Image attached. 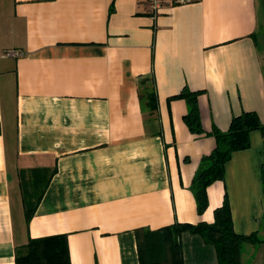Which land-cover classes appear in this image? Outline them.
Wrapping results in <instances>:
<instances>
[{"label": "crops", "instance_id": "0c3cea01", "mask_svg": "<svg viewBox=\"0 0 264 264\" xmlns=\"http://www.w3.org/2000/svg\"><path fill=\"white\" fill-rule=\"evenodd\" d=\"M263 33L261 0H166L157 16L147 0H0V264L57 235L71 264H219L202 236L167 230L213 223L225 196L235 232L259 239L242 264H264V135L233 154L202 215L191 189L213 128L243 112L264 124ZM23 181L45 190L29 222Z\"/></svg>", "mask_w": 264, "mask_h": 264}, {"label": "trees", "instance_id": "16d2710c", "mask_svg": "<svg viewBox=\"0 0 264 264\" xmlns=\"http://www.w3.org/2000/svg\"><path fill=\"white\" fill-rule=\"evenodd\" d=\"M148 83V80L141 82L139 87L140 98L144 106L153 114L156 111V95L153 86L148 85ZM198 96V93L184 89L178 97L185 99L189 107L185 116L187 126L192 132L201 134L203 127ZM254 131H260L264 135V124L256 112H243L232 119L229 130L224 132L218 128H213L210 132V135L215 139V148L210 155L202 158L191 185L197 211L200 215L209 206V186L216 181L225 179L228 162L235 152L250 148L251 134ZM262 179L264 182V169ZM34 181L36 183L38 179ZM34 186L26 181L22 182L23 202L28 222L45 193L44 189H38ZM171 230L176 235L188 231L202 236L206 243L215 246L217 249L219 264H242L241 256L245 243L259 242L256 234L246 236L235 232L231 206L227 196H225L223 205L215 210L213 223L175 224L167 231L171 232ZM16 264H71L67 236L57 235L29 240L26 246L17 249Z\"/></svg>", "mask_w": 264, "mask_h": 264}, {"label": "built area", "instance_id": "2783aa9c", "mask_svg": "<svg viewBox=\"0 0 264 264\" xmlns=\"http://www.w3.org/2000/svg\"><path fill=\"white\" fill-rule=\"evenodd\" d=\"M148 7L150 12L154 15L157 16L160 11L165 7L166 5V0H147ZM14 55L20 54L19 52H13Z\"/></svg>", "mask_w": 264, "mask_h": 264}, {"label": "rangeland", "instance_id": "374dc122", "mask_svg": "<svg viewBox=\"0 0 264 264\" xmlns=\"http://www.w3.org/2000/svg\"><path fill=\"white\" fill-rule=\"evenodd\" d=\"M261 12H262V14H264V0H261ZM260 49H261V51H263V54H264V46H261Z\"/></svg>", "mask_w": 264, "mask_h": 264}]
</instances>
